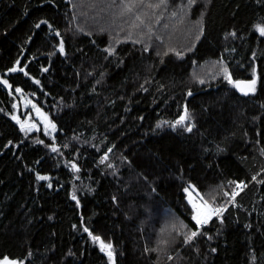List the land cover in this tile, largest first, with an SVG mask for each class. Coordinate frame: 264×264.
Segmentation results:
<instances>
[{"label":"trees","instance_id":"16d2710c","mask_svg":"<svg viewBox=\"0 0 264 264\" xmlns=\"http://www.w3.org/2000/svg\"><path fill=\"white\" fill-rule=\"evenodd\" d=\"M262 27L264 0H0V262L264 264Z\"/></svg>","mask_w":264,"mask_h":264},{"label":"snow or ice","instance_id":"6c2138e0","mask_svg":"<svg viewBox=\"0 0 264 264\" xmlns=\"http://www.w3.org/2000/svg\"><path fill=\"white\" fill-rule=\"evenodd\" d=\"M195 0H189V3H194ZM42 23H46V22H43ZM40 25L37 24L36 27H39ZM261 35H264V27L260 28L259 29ZM58 35V33H57ZM60 51L63 52V44L61 42V47H60ZM19 63V61L17 62ZM20 71H23V68H20L19 69ZM11 71H17L16 68H13L11 69ZM226 72V75H225V78L229 81V83H232L234 85V87L238 88L241 92H243L245 95H247L249 92H254L255 91V85H256V80L253 79L251 81H248V82H244V81H235L233 82L232 79H231V76L227 74V70H225ZM203 81H201L202 83ZM3 83L7 84V81H4ZM17 92L20 91V89H16ZM186 117L184 116H181L180 117V120L177 121V123H180L182 122ZM160 125H157V127H159ZM189 131H191V129L189 128L188 129ZM53 151H56V149H53ZM39 179H46V177H39ZM237 187H241L240 184H237ZM185 191L187 192L188 190L185 189ZM227 195V193H225ZM238 193H233L232 196H233V199L235 198V195H237ZM73 199H75V196L73 197ZM203 199V198H201ZM190 202L191 201V194H190ZM193 208L196 209V215L193 216V219L195 220L196 224L197 225H202V224H205L208 222V220L211 219V217L213 215H219V212H220V209H213L207 201H203V203L200 205V206H197L195 203H193ZM85 232L88 231L87 228L84 229ZM197 233L196 232H193L192 233V236H196ZM94 241H99L100 242V245H101V250H104V249H110L112 246L111 244H105L104 241L99 237V236H93L92 237ZM214 251V249H213ZM112 253L109 251V256H111ZM7 259V258H5ZM0 264H3V262H0Z\"/></svg>","mask_w":264,"mask_h":264},{"label":"rangeland","instance_id":"374dc122","mask_svg":"<svg viewBox=\"0 0 264 264\" xmlns=\"http://www.w3.org/2000/svg\"><path fill=\"white\" fill-rule=\"evenodd\" d=\"M184 117H186V118L183 121L187 120V116L184 115ZM14 118L19 122L20 126L26 131H33V130L37 129L40 126H43L47 130H50L52 132L56 130V124L53 122L51 117L48 115V113L42 107H40L38 105H35L33 107L32 113L29 116H27L26 118H21L17 114H14ZM187 190H188L187 192H188L189 201H190V194H191V201H192L191 204H192V206H193V203H195L197 206H200L203 203V201H207L197 191V189L192 184L187 186ZM201 198H203V199H201ZM208 204L212 207L211 203L208 202ZM213 209H215V207ZM195 215H196V209H195ZM173 257H174V255H171L169 257L168 261L170 259H172ZM167 262H165V264ZM3 264H11V262L6 261Z\"/></svg>","mask_w":264,"mask_h":264},{"label":"water","instance_id":"95a60500","mask_svg":"<svg viewBox=\"0 0 264 264\" xmlns=\"http://www.w3.org/2000/svg\"><path fill=\"white\" fill-rule=\"evenodd\" d=\"M42 21L43 22H46L47 24H49L50 26H52L51 24H50V22L48 21V20H41L40 22H39V25L41 26L42 24H44V23H42ZM236 81H244V82H248V81H251V80H243V79H239V80H236ZM238 89V88H237ZM238 91L239 92H241L239 89H238ZM191 95H194V93H191Z\"/></svg>","mask_w":264,"mask_h":264},{"label":"built area","instance_id":"2783aa9c","mask_svg":"<svg viewBox=\"0 0 264 264\" xmlns=\"http://www.w3.org/2000/svg\"><path fill=\"white\" fill-rule=\"evenodd\" d=\"M215 209H216V208H215ZM207 223H208V222H207ZM207 223L200 225V227H202V226L206 225ZM194 232H196V233H197V231H194Z\"/></svg>","mask_w":264,"mask_h":264}]
</instances>
